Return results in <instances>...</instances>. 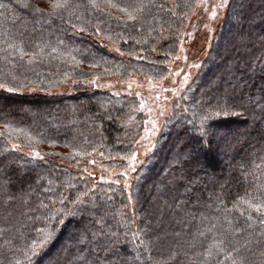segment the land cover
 Returning <instances> with one entry per match:
<instances>
[{"label": "trees", "instance_id": "trees-1", "mask_svg": "<svg viewBox=\"0 0 264 264\" xmlns=\"http://www.w3.org/2000/svg\"><path fill=\"white\" fill-rule=\"evenodd\" d=\"M36 1L0 0L5 5L0 8V83L6 85L0 88V219L5 221L0 222V264H216L223 252L209 257L208 251L233 246L239 253L232 254L244 264H264V224L246 203L264 200V29L257 31L264 0L231 1L187 101L142 166L131 199L117 186H94L55 160H26L7 142H36L49 147L47 155L69 161L98 147L111 158L128 155L123 122L129 114L123 101L86 89L73 96L26 89L47 91L68 80L84 81L120 63L128 70L103 43L144 50L159 24L175 33L194 0H152L154 6L139 21L119 19L90 0H70L80 5L71 16L67 11L48 16L52 8ZM169 36L155 62L150 60L151 68L164 71L166 50L175 44ZM21 43L29 53L23 58L9 47ZM10 87L16 90L9 92ZM225 105L230 106L226 112ZM203 116L210 117L203 124L211 128L202 140ZM234 135L232 144L228 139ZM215 140L220 144L212 146ZM220 149L228 155L223 158ZM67 210L75 215H64ZM54 214L64 223L50 222ZM46 226L55 232L40 245L45 238L38 229ZM69 230L74 234L62 242ZM33 240L35 255L29 252Z\"/></svg>", "mask_w": 264, "mask_h": 264}, {"label": "rangeland", "instance_id": "rangeland-1", "mask_svg": "<svg viewBox=\"0 0 264 264\" xmlns=\"http://www.w3.org/2000/svg\"><path fill=\"white\" fill-rule=\"evenodd\" d=\"M231 1L194 0L189 10L179 17L181 24L176 32L171 33L172 26L170 27L168 24H164L166 28L163 29L161 27L163 24H159L156 30L159 27L161 30L153 31L157 36L151 38L149 46H146L144 50H141L139 46H132L130 49L127 48L129 50H123L114 41L103 43L108 52L118 60H122L126 67H130L128 70L124 69L120 63L116 69L101 71L84 81L68 80L66 83L54 86L47 91H39L35 86L26 89L28 93H41L50 96H73L81 89H86L91 92H105L115 97V99L123 101L129 114L123 122L130 144L128 155L111 158L110 153L98 147L93 154H87L78 157L77 160L69 161L61 155L58 157L47 155L49 147L36 142L19 141L17 139L7 142L9 149L31 162L55 160L60 166L67 167L72 174L74 173L73 175L78 174L81 179H89L94 186L114 185L121 188L128 198L129 195L132 198L131 194L142 166L158 150L162 136L168 130L179 109L187 101L190 88L215 44L216 34L226 17ZM36 2L41 8L51 9V2L46 3L42 0ZM95 2L107 13L115 15L119 19L127 18L125 13L118 8L108 7L106 0L103 2L95 0ZM222 2L225 6L218 7ZM169 4L172 7L174 6L172 2H169ZM213 11L216 13L214 19L212 18ZM261 20L264 22V18H261ZM263 22L259 25L258 32L264 29ZM169 35H174L175 44L166 50L167 59L162 62L164 71L151 68L148 65L150 60L155 62L153 57L160 53V44L168 40ZM120 52H123L124 55H120ZM177 56L180 59H176ZM184 57H187V60ZM135 61H141L138 69L132 68L134 64L131 63ZM156 63L159 64V62ZM194 64L199 65V67H192ZM176 72H179L180 75H175ZM185 76H188V80L183 83ZM141 97L143 100H141ZM141 103L144 104L143 109L140 108ZM152 122H155V128H153ZM228 141L232 144L236 142L235 135ZM219 144L215 140L211 145L217 146ZM13 145L18 147L14 148ZM194 146L196 152L198 146ZM34 151H38L43 159L34 157L32 155ZM133 153L137 156L135 171H131L129 168L128 158ZM220 153L223 154V158L228 155L223 149H220ZM187 156H193V153ZM219 156L220 154L215 157L220 158ZM201 169L205 170L203 167ZM125 171H127V176L120 175ZM126 181L130 185L128 188L124 187ZM164 184L169 187L167 182ZM0 222L4 223L5 221L0 219ZM73 234L74 231L69 230L62 242H65ZM54 253L56 255L58 252Z\"/></svg>", "mask_w": 264, "mask_h": 264}, {"label": "snow or ice", "instance_id": "snow-or-ice-1", "mask_svg": "<svg viewBox=\"0 0 264 264\" xmlns=\"http://www.w3.org/2000/svg\"><path fill=\"white\" fill-rule=\"evenodd\" d=\"M91 6L92 7H96L99 8V5L95 2V0H90ZM107 6L111 7V8H118L121 12L125 13L127 20L129 21H139L140 18L143 16L144 12L148 9H150L151 7H153L154 5L152 4V0H149V2L147 4L144 3V0H134L133 3L130 4H125V5H118L116 3H112L111 0H106ZM225 4L222 2L220 5H218V7H224ZM5 7V5L0 4V8ZM80 7V5H76L70 2V0H53V2L51 3V8L52 11L50 13H47L48 16H54V15H58L61 11H67L69 13V15L71 16L72 13V9L73 8H78ZM160 7H163V5H160ZM35 12L39 13L41 16H44L45 13L42 12L41 9L36 8ZM216 16L215 11L212 12V18L214 19ZM84 29H81V31H83ZM9 47H12L14 49H18L19 50V55L21 58H23L25 55H29V53H26L24 50V47L21 44H9ZM183 50V48H182ZM117 51H119V49H117ZM43 52V49L41 48V53ZM41 53H37L36 55H39ZM120 55H124L123 52H120ZM176 59H180L179 56L176 57ZM185 60H187V57H184ZM35 62V55L32 56L31 59L28 60L29 64H32ZM93 67H95L96 65H91ZM192 67H199V65H192ZM175 75H180L179 72H176ZM188 80V76L184 77V81L183 83H186ZM130 86V84H129ZM6 85L3 83H0V88H5ZM7 90L9 92L15 91V88H7ZM139 95V94H138ZM158 99V97H157ZM141 100H143V98L141 97ZM144 104L141 103L140 108L143 109ZM230 107L229 105H225L224 108L222 109V111L226 112V109ZM218 114V113H217ZM209 116H203L202 118V127H201V139L203 140L206 136H208L210 128L209 125L208 126H204L203 124V120H207L209 119ZM153 128H155V122H152ZM14 148L18 147L17 145H13ZM32 155L36 158L39 159H43V156H41V154L38 151H34L32 153ZM129 168L131 171H135V162L137 159V156L135 153H133L129 158ZM120 175H124L127 176V171L121 173ZM118 182V181H117ZM125 188L130 187V185L127 183V181L124 184ZM129 199H131V196L129 195ZM60 203H63V199L60 200ZM246 203L249 204V207L253 208L257 213L261 214V223L264 224V200H260L258 203H253L251 201H246ZM64 215H75V212L71 211V210H67ZM249 219H251V217H249ZM56 221L57 223H64V220L62 218H58L57 215H52L49 217V221ZM38 231L40 233L43 234L44 236V240L39 241V244L42 245L45 240L51 239L54 235L55 232V228L54 227H44L41 229H38ZM232 231V235H235V229H231ZM261 237H264V232H261ZM146 241H141V244H146ZM38 243L37 241L33 240L31 242V245L29 247V252L31 253V255H35L36 254V249H37ZM223 252V260H217L216 264H244L243 259H237V257L235 255L232 254L233 251H235L236 253H239V248H235V246H233L232 249H219L216 253H213L211 250L208 251L207 255L209 257L215 255H219L220 252ZM29 252H25V256L28 257ZM17 264H19V262L17 261ZM205 264H208L207 261H205Z\"/></svg>", "mask_w": 264, "mask_h": 264}]
</instances>
